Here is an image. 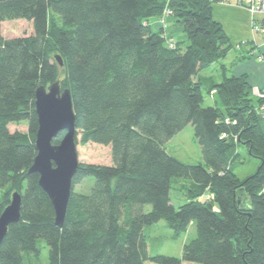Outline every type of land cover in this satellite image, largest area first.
Segmentation results:
<instances>
[{
	"label": "trees",
	"instance_id": "1",
	"mask_svg": "<svg viewBox=\"0 0 264 264\" xmlns=\"http://www.w3.org/2000/svg\"><path fill=\"white\" fill-rule=\"evenodd\" d=\"M216 1L0 0V27L27 20L33 29L10 39L0 29V215L13 193L21 196L0 264H37L38 240L47 264H264V116L256 111L263 102L223 63L235 47L212 17ZM153 18H169L185 39L170 47L163 27L150 28ZM255 19L264 28V16ZM214 64L220 82L203 75ZM54 82L70 91L75 144L109 146L112 160L78 164L62 226L38 174L28 173L35 90ZM204 93L214 105H204ZM20 122L26 132L9 131ZM189 124L202 163L165 149ZM239 148L259 161L243 179L234 173ZM182 178L192 183L175 208L172 181ZM86 179L90 191L76 192ZM159 221L174 240L194 225L180 258L148 253L145 228Z\"/></svg>",
	"mask_w": 264,
	"mask_h": 264
},
{
	"label": "rangeland",
	"instance_id": "2",
	"mask_svg": "<svg viewBox=\"0 0 264 264\" xmlns=\"http://www.w3.org/2000/svg\"><path fill=\"white\" fill-rule=\"evenodd\" d=\"M152 30L155 32L158 31L161 27H164L163 31L168 39H173L170 43L175 41H183L185 39L184 33L181 30L180 26L174 25L169 18H165V26L158 19H151L149 21ZM1 35L5 39L17 38L30 36L33 33L32 23L27 20H12L4 21L1 24ZM172 36V37H170ZM234 52H230L227 59L223 61L226 67L230 66V60L233 58ZM203 75L212 76L216 82L221 80V72L219 64L211 65ZM264 88V87H263ZM252 97L253 96L251 88ZM214 99L212 96L204 93V105L212 106L214 105ZM258 105V104H257ZM263 104L256 106V111L260 114ZM9 131H27V123L20 122L9 125ZM167 153L180 162L186 164H198L202 163V156L200 146L197 143L192 126L189 124L183 128L179 133L174 135L165 145ZM240 158L234 165V173L241 179L247 177L248 175L253 174L256 171L259 161L251 156H249L242 148H239ZM76 152L79 163H93L99 165H111V154L110 147L103 146L94 143H88L86 145L76 144ZM192 183L191 180L187 179H173L172 181V190L170 191L171 204L178 208L186 200V197L183 195L182 191L185 190L186 186H189ZM93 185L92 179H86L81 184L75 186L76 192L88 193L91 186ZM145 234L148 239V253L150 255H165L173 256L180 258L182 247L184 244L190 242L194 239L195 227L190 225L186 234H182L178 239H173V232L166 228L164 221H159L158 223L146 227ZM37 247L39 248V262L37 264H47V246L43 240L37 241Z\"/></svg>",
	"mask_w": 264,
	"mask_h": 264
},
{
	"label": "water",
	"instance_id": "3",
	"mask_svg": "<svg viewBox=\"0 0 264 264\" xmlns=\"http://www.w3.org/2000/svg\"><path fill=\"white\" fill-rule=\"evenodd\" d=\"M55 60L62 65L59 57ZM35 112L38 129L35 135L36 156L28 173L39 176L38 184L47 194L54 210V221L62 226L72 188V178L78 168L75 144V116L70 91L61 90L59 82L48 88L35 90ZM59 133L62 139L57 145L52 140ZM21 196L15 192L0 215V244L7 228L20 220Z\"/></svg>",
	"mask_w": 264,
	"mask_h": 264
},
{
	"label": "crops",
	"instance_id": "4",
	"mask_svg": "<svg viewBox=\"0 0 264 264\" xmlns=\"http://www.w3.org/2000/svg\"><path fill=\"white\" fill-rule=\"evenodd\" d=\"M249 3L250 0H217L212 5V17L235 47L231 51L234 56L230 66L226 68L228 73L237 77L245 75L251 87L261 89L264 87V41L252 30Z\"/></svg>",
	"mask_w": 264,
	"mask_h": 264
},
{
	"label": "built area",
	"instance_id": "5",
	"mask_svg": "<svg viewBox=\"0 0 264 264\" xmlns=\"http://www.w3.org/2000/svg\"><path fill=\"white\" fill-rule=\"evenodd\" d=\"M247 9L251 15V26L254 34L259 35L264 41V28L260 27L255 22V18H257L258 16H264V0H250ZM160 22L163 24V26H165L164 19H160ZM170 41L172 40H168V44L170 47H173V43H170ZM252 93L256 99L261 100V102H263L260 114L264 116V88L260 89L257 87H252Z\"/></svg>",
	"mask_w": 264,
	"mask_h": 264
}]
</instances>
